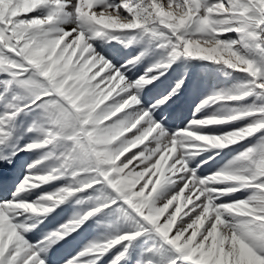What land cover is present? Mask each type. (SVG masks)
Masks as SVG:
<instances>
[{
    "label": "snow or ice",
    "instance_id": "1",
    "mask_svg": "<svg viewBox=\"0 0 264 264\" xmlns=\"http://www.w3.org/2000/svg\"><path fill=\"white\" fill-rule=\"evenodd\" d=\"M0 264H264V0H0Z\"/></svg>",
    "mask_w": 264,
    "mask_h": 264
},
{
    "label": "rangeland",
    "instance_id": "2",
    "mask_svg": "<svg viewBox=\"0 0 264 264\" xmlns=\"http://www.w3.org/2000/svg\"><path fill=\"white\" fill-rule=\"evenodd\" d=\"M192 100H193V96L191 95L190 92H186L184 96H182L179 101L177 102V104L174 106L173 108V113L174 114H181L184 116L188 115V110L189 107L192 104ZM140 147V146H138ZM134 151V150H133Z\"/></svg>",
    "mask_w": 264,
    "mask_h": 264
},
{
    "label": "bare ground",
    "instance_id": "3",
    "mask_svg": "<svg viewBox=\"0 0 264 264\" xmlns=\"http://www.w3.org/2000/svg\"><path fill=\"white\" fill-rule=\"evenodd\" d=\"M85 235H87L86 233H85ZM81 239H83V237H81ZM63 247V246H62ZM56 259V257L54 256V260Z\"/></svg>",
    "mask_w": 264,
    "mask_h": 264
}]
</instances>
